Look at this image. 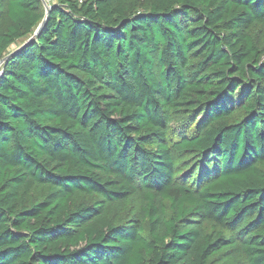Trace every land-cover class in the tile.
I'll return each mask as SVG.
<instances>
[{
	"label": "trees",
	"instance_id": "1",
	"mask_svg": "<svg viewBox=\"0 0 264 264\" xmlns=\"http://www.w3.org/2000/svg\"><path fill=\"white\" fill-rule=\"evenodd\" d=\"M48 6L9 56L0 0V264H264V0Z\"/></svg>",
	"mask_w": 264,
	"mask_h": 264
},
{
	"label": "rangeland",
	"instance_id": "2",
	"mask_svg": "<svg viewBox=\"0 0 264 264\" xmlns=\"http://www.w3.org/2000/svg\"><path fill=\"white\" fill-rule=\"evenodd\" d=\"M48 5V4H47ZM15 47H11L9 51H12ZM193 120L190 119L189 115L176 113L169 116V135L173 138L181 137V136H190L194 133V125ZM185 160V159H184ZM190 162L188 161V164ZM195 163V161H194ZM180 167V166H179ZM181 168H185V171L182 172L181 176L184 174L187 175L189 173L188 165H182ZM192 165V169H193ZM192 179V178H191ZM94 199V197H83L81 200L85 202H90ZM138 209L137 202L130 201L126 204L125 207H110L109 209V216L112 220L116 222H121L123 220L130 221L135 217L136 212Z\"/></svg>",
	"mask_w": 264,
	"mask_h": 264
},
{
	"label": "water",
	"instance_id": "3",
	"mask_svg": "<svg viewBox=\"0 0 264 264\" xmlns=\"http://www.w3.org/2000/svg\"><path fill=\"white\" fill-rule=\"evenodd\" d=\"M41 1H42V4H43V7H44V9H45V16H44L43 20H42L41 23L39 24V26H38V28L36 29L34 35H33L28 41H26L23 45H21L19 48H17L15 51H13L9 56H12L13 54L17 53V52L20 51L21 49L25 48V47L30 43V41H32V40L35 38V36H36L38 33H40V31L42 30V28H43V26H44V24H45V22H46V18H47L48 11H49V6H48L43 0H41ZM9 56L5 57V58L1 61V63H2L3 61H5Z\"/></svg>",
	"mask_w": 264,
	"mask_h": 264
},
{
	"label": "built area",
	"instance_id": "4",
	"mask_svg": "<svg viewBox=\"0 0 264 264\" xmlns=\"http://www.w3.org/2000/svg\"><path fill=\"white\" fill-rule=\"evenodd\" d=\"M43 1H44L46 4H48L50 0H43Z\"/></svg>",
	"mask_w": 264,
	"mask_h": 264
}]
</instances>
